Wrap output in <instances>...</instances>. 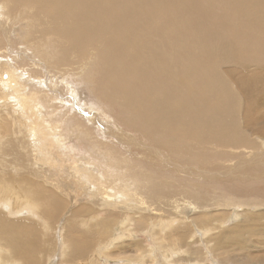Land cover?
<instances>
[{
    "label": "bare ground",
    "instance_id": "obj_1",
    "mask_svg": "<svg viewBox=\"0 0 264 264\" xmlns=\"http://www.w3.org/2000/svg\"><path fill=\"white\" fill-rule=\"evenodd\" d=\"M216 1L0 0L9 21L3 19L0 29V264H51L55 254L57 264H191L201 237L211 243L205 246L211 261L222 242L241 246L237 231H226L223 219L211 214L238 208L237 203L213 199L173 177L211 166L215 150L252 147L238 126L240 101L219 64L228 58L242 65L243 59L264 63V0ZM16 28V44L31 48L41 67L85 77L98 64V80H90L97 99L121 108L128 127L153 143L154 166L117 150L115 140L130 134L121 135L120 127L99 140L92 123L82 125L67 113L53 117L57 107L48 104L45 110L35 93L20 91L19 77L29 71L23 65L28 50L5 56ZM62 120L69 124L68 135L89 143L86 154L72 155L69 164L65 156L73 152L64 153ZM257 139L260 149L233 167L264 163V138ZM60 180L67 181L64 193ZM111 205L119 212L107 211ZM200 208L203 214L193 225L189 213ZM235 209L231 215L237 217Z\"/></svg>",
    "mask_w": 264,
    "mask_h": 264
},
{
    "label": "rangeland",
    "instance_id": "obj_2",
    "mask_svg": "<svg viewBox=\"0 0 264 264\" xmlns=\"http://www.w3.org/2000/svg\"><path fill=\"white\" fill-rule=\"evenodd\" d=\"M116 1H119V0H116ZM219 1H222L220 3V4H222L224 0H219ZM213 8L219 10L216 5L213 6ZM1 15L2 14L0 12V17H1L0 18L1 19L0 20V29H1V26L4 27L3 23L5 22V20H6L5 24H7V21H8L7 18H5L2 15L4 17L3 18ZM34 15H37V13H35ZM3 19H5V20L2 21ZM25 24L26 23L23 22V27L26 28ZM35 26H37V28H38L37 23H35ZM0 32H1V30H0ZM19 32H20V30L18 28H16V30L13 32L14 34L12 33L13 39L11 40V46H10L11 50L10 51L8 50V53L5 56H10V57L14 58V57L18 56L17 54L26 52V50H28L27 54L30 56V59L27 60L26 63H24L23 65L28 66L27 69H29V71L26 73V76H24L25 73H23V75L21 73V75L19 77V79L21 80V81H19V84H20L19 90L20 91H23V93H25V94L35 93L37 99H39L37 101V103L39 105H42V107H44L45 110H47L48 104L50 107H57V109H59V111L54 116L51 115L53 117H56V116L59 117V115H58L59 113H61V114L67 113V115H69L71 118L74 117L72 120H75L77 117L78 122L80 120L82 122V125H83V123H84V125H86L87 121L90 124L92 123L91 125L93 128L92 129L93 134L99 140L100 139L103 140V135H104V133H106V131H112L114 129V127H120L118 129L121 130V135L125 136L127 133H130V134H128V136L127 135L125 136L126 139L123 140V139L118 138L117 139L118 142L115 140V143L117 142L116 144L114 143L113 138H106V139L111 140L114 143L115 147L118 145V147H116L118 151H119V148L120 149L124 148V149L128 150V152H129L128 156L129 157L131 156L130 158H135L134 159L135 161L137 160L136 159L137 156L140 155L139 157H141V158H138L139 161L137 160L136 162L143 163V164L149 163V164H145V165H151V164H153L152 162L156 163V159L154 156L155 154L151 152V150L153 148H155L153 146V143L148 141L146 138L143 139L144 137L142 138L139 135V133H137L133 128H131V126H129L130 128L128 127L129 123L125 122L127 120L128 114L124 113V112L122 113L121 108H118L112 104H110V106L107 104H103L99 99H97L98 92L96 90L94 91V89H92L93 87L95 89H97V87H95L96 85H94V84L92 87L90 80L94 76H95L94 77L95 81L98 80V79H96V77L98 76L96 74V72H97L96 70L99 69L97 66L98 64L95 65L92 63V65L87 70V75L85 77H80V76L75 77L73 74H65L64 76H62L61 73H59V72L56 73V71L53 70L54 68H52V67H48L46 65H45V67L43 65L41 67L40 64H43L42 60L38 59L36 57H32L33 55L30 52L32 50L31 48L25 49V51H24V48L21 47V45L16 44V41H17L16 39L18 37V34H20ZM225 32H227V29H224L221 31V33H225ZM1 34H2V32H1ZM1 36H0V38H1ZM45 49L48 52L47 47H45ZM31 57H32V60H31ZM93 57H95V56H93ZM85 59H87V58H85ZM91 59H92V56L89 57L88 60H86V61H91ZM30 61H32V62H30ZM86 61H84V63ZM233 61L234 60H231L229 58L222 60L219 64V68L221 67L219 71L223 76H225V78L227 79L231 88L233 89L232 90L233 94L235 96H237L238 100L240 101L239 102V113H238V117H239L238 126L241 129V134L251 142V146H252V147H250L251 149H246V151H245V148H241L240 150H234V151L233 150L232 151H230V150H228V151H226V150L225 151L215 150V151H213V154H212L213 155V161H211V163H210L211 166L205 167L206 169H200L199 171L201 173L198 170H190L191 172L192 171H195V172L190 173V171H189L187 173V176L183 175L184 173H180V174L176 173L177 175L173 174V177L176 179H178L180 177L179 180L184 178V181L188 180L189 182H192V184L189 185L190 187H192L194 189H202V191H206L210 197H213V199L214 198H225V199L229 198L230 200L235 201L237 203V205L239 206L238 208L235 206L234 207L233 206L232 207H220L218 209H214L215 210L214 213H211V214L215 215V217H217L219 219H223L224 227L222 226V228L225 230L227 229L226 231H230V229H232L230 231L232 233L234 231H237L236 237H237V239L239 238L238 240L241 241L242 244L239 248H235V247L231 246L230 244H228L227 241L222 242L220 244L222 247V250L219 251V249H216L214 252H212L211 258H213L214 261L213 260L211 261L210 257L208 256L209 255L208 252L205 250V246H206V248H209L211 246V243L206 244L207 242L204 239V237H201V242L202 243L204 242V243H203V245L199 244V246L201 247L200 248L201 250H199V253L194 254V257H196L197 262H193L191 264H222L221 263L222 261L224 264H235L237 262H238V264H243V262H246L244 264H264V169H263L264 163H262V162L258 163V161L255 160L253 163L257 162L258 164L257 163H255V164H257L258 166L254 165L250 168L248 166L246 169H244L245 167L243 165L240 166V164H237L236 166H234L238 169H236L232 166L234 163L237 162L238 159L243 158V156H246L248 153L252 152L254 149H260V147L258 146V144H259L258 142L260 140L257 138H258V136H260V137L262 136L264 138V63L261 64V63H256L254 61H249V59H247V60L243 59V62H245V63H244V65H242L243 63L239 64V62L236 63ZM36 63H38V64H36ZM82 64H83V62H82ZM260 65H262V66H260ZM46 68H47V70H45ZM48 69H50V70L48 71ZM94 69H96V70H94ZM36 70H37V72H36ZM100 72H97V73L99 74ZM92 73H94V74L91 75ZM41 74L43 75V77ZM81 74H83L82 71H81ZM58 75H60V76L57 78ZM34 76H35V78H34ZM44 78H45V81H44ZM20 82H22V83H20ZM52 85H53V87H52ZM45 96H47V97H45ZM1 99H3V98H1ZM94 112H95V114H94ZM96 113H98L99 115L97 116ZM91 114H92V116L93 115H96V116L92 117ZM75 115H76V117H75ZM100 116H102V117H100ZM124 117H126V118H124ZM97 119H98V122L93 121V120H97ZM106 119H108V121ZM66 122L67 121H65V120L61 121V128H60L59 133L63 134V136L66 138L65 142H66V150L67 151L65 150L64 153L67 155L69 152H71V151L73 152L72 154L65 156V159H66L65 162H66V164H69L70 162L72 163L71 158H70L72 155L73 156L78 155L77 157H80V156H83L86 154L85 151L88 148L89 143H87V141L85 139L74 137V135H72V134L68 135L69 124H67ZM94 122H96V124ZM99 122L102 125H100ZM101 122H103V123H101ZM124 123L126 125H124ZM113 124H115V125H113ZM94 128H95V130H94ZM111 128H112V130H111ZM124 131H126V132H124ZM123 133H125V134H123ZM120 141H122V143ZM126 142H127V145H129L130 147L125 144ZM138 143H140L139 146H138ZM145 143L148 146V149L149 150L151 149L150 151L146 150L144 148V146H146ZM121 144H122V146H121ZM190 148L192 150L194 149L192 143L190 144ZM138 149H140V150H138ZM247 150H249V151H247ZM257 151H259V150H255L254 152H257ZM133 152H134V154H133ZM143 152H144L143 159L146 162L144 160H142L141 155ZM235 152L237 154H239L240 156L235 158L233 155V154H236ZM130 153L132 155H130ZM149 153L152 155L153 159L150 158L151 155ZM147 154H149L150 156L149 155L147 156ZM148 157L150 159H148ZM187 158H189V160L193 159L191 157H187ZM224 163H226V164H224ZM154 164L151 166H154ZM234 170H236V171H234ZM241 170H242V172H241ZM211 172H213V173H211ZM189 173L192 175H190ZM248 173H249V175H248ZM250 174L258 175V176L252 177ZM180 175L181 176L183 175V176L181 177ZM199 176H200V178H199ZM247 176H250V177L247 178ZM254 177H256V178L258 177V178L256 179ZM249 180H251V181H249ZM66 184H67L66 180H60L59 181V187L61 189L60 191L63 193L67 189ZM117 199L120 200V196H118ZM63 201H64V203L69 204L70 199L68 201H67V199L63 200ZM68 207L69 206H66L67 210H68ZM112 209H115V210L113 211ZM234 209L238 213L239 217L238 216L235 217L234 215H231V214H233ZM106 210L112 211V213L113 212H115V213L119 212L116 210V207H114L112 205L109 206V208H107ZM203 211H204L203 208L195 210V213L189 211L190 212L189 213L190 214V220H191L192 224L194 223L196 225V222H199V217L201 214H203L202 213ZM245 217H248V218H245ZM254 218H256V219H254ZM244 219L245 220L247 219V220L245 221ZM247 221L251 222V223H247ZM244 222H246V223H244ZM251 225L253 227H251ZM244 227H246V228H244ZM195 228H197V226H195ZM243 233H245V235ZM234 236H235V234L233 235V237ZM58 238H59V236H58ZM246 239H248V241ZM232 240L234 241V238ZM58 242L60 244V239ZM244 242H245V244H244ZM196 245H198V244H196ZM225 246H228V247H225ZM261 252H262V254H261ZM206 256H207V258H206ZM222 256H225V257H222ZM220 257L222 258V260ZM224 258H225V260H223ZM244 258H246V259H244ZM206 259H208L209 261H207ZM250 259H251V261H249ZM57 263H59V261H58L57 255L55 254L54 256H52L51 264H57ZM177 264H181V263L177 261Z\"/></svg>",
    "mask_w": 264,
    "mask_h": 264
}]
</instances>
